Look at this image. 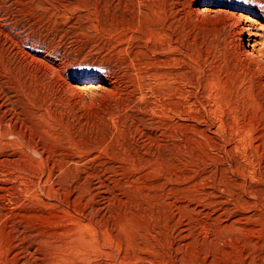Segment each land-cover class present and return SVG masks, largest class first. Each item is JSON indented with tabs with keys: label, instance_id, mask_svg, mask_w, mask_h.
<instances>
[{
	"label": "rangeland",
	"instance_id": "374dc122",
	"mask_svg": "<svg viewBox=\"0 0 264 264\" xmlns=\"http://www.w3.org/2000/svg\"><path fill=\"white\" fill-rule=\"evenodd\" d=\"M254 20L264 0H0V264H264Z\"/></svg>",
	"mask_w": 264,
	"mask_h": 264
},
{
	"label": "bare ground",
	"instance_id": "6f19581e",
	"mask_svg": "<svg viewBox=\"0 0 264 264\" xmlns=\"http://www.w3.org/2000/svg\"><path fill=\"white\" fill-rule=\"evenodd\" d=\"M254 22L256 23V21L254 20ZM253 22V23H254ZM257 24V26L259 25V30H264V25L263 24H260V23H256ZM255 25V24H254ZM257 28V27H256ZM258 31V30H257ZM257 31L256 32H252V33H249L250 34V38H252V37H258L259 36V33H257ZM249 36V35H248ZM260 37V36H259ZM250 43V42H249ZM82 84L83 83H79V82H77V84L76 85H72L73 87H76V88H81L80 86H82ZM90 87H94V88H98V87H100V86H90ZM90 89V88H89Z\"/></svg>",
	"mask_w": 264,
	"mask_h": 264
}]
</instances>
